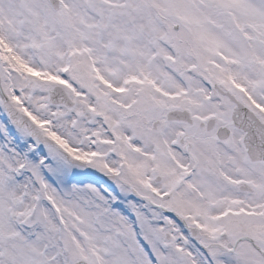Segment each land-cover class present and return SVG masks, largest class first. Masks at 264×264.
Returning a JSON list of instances; mask_svg holds the SVG:
<instances>
[{
	"label": "snow or ice",
	"instance_id": "obj_1",
	"mask_svg": "<svg viewBox=\"0 0 264 264\" xmlns=\"http://www.w3.org/2000/svg\"><path fill=\"white\" fill-rule=\"evenodd\" d=\"M0 264H264V0H0Z\"/></svg>",
	"mask_w": 264,
	"mask_h": 264
}]
</instances>
